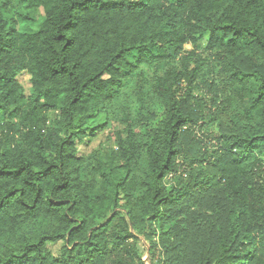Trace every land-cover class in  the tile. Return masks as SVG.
I'll return each instance as SVG.
<instances>
[{
  "label": "trees",
  "instance_id": "1",
  "mask_svg": "<svg viewBox=\"0 0 264 264\" xmlns=\"http://www.w3.org/2000/svg\"><path fill=\"white\" fill-rule=\"evenodd\" d=\"M145 255L264 264V0H0V264Z\"/></svg>",
  "mask_w": 264,
  "mask_h": 264
},
{
  "label": "rangeland",
  "instance_id": "2",
  "mask_svg": "<svg viewBox=\"0 0 264 264\" xmlns=\"http://www.w3.org/2000/svg\"><path fill=\"white\" fill-rule=\"evenodd\" d=\"M186 49H190V47L187 46ZM156 71L157 69L155 67L144 68V73L146 75V78L151 77L152 74L154 75ZM18 81L20 82L24 90L28 92L30 88L29 76L27 74H21L20 76H18ZM137 87L139 89V86ZM131 90L133 92L138 91V90H133V88ZM144 92L145 90L143 89L140 94H143ZM137 106L138 103L136 102L134 104V110L137 109ZM104 122H105L104 116H98L94 121L95 124H101ZM121 129H123V126L118 124L117 122H114L113 120L106 121V128L104 129V131L98 134L95 138H92L91 140L86 139L82 144L78 145V150L80 155L89 153L92 149L98 147L99 151H101L102 154L105 155V157H109L112 154V152L113 153L116 152L114 148V137H115V133L117 131H120ZM205 130H208V132H213L214 128L205 127L203 128V132H205ZM50 247L52 251L56 253L58 248L60 247V243ZM144 260L146 261L147 264H149L146 255L144 257Z\"/></svg>",
  "mask_w": 264,
  "mask_h": 264
}]
</instances>
